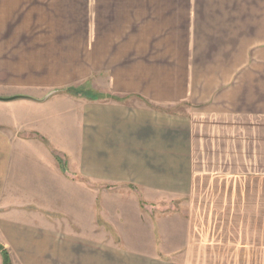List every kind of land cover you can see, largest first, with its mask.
Wrapping results in <instances>:
<instances>
[{"label": "crops", "instance_id": "crops-1", "mask_svg": "<svg viewBox=\"0 0 264 264\" xmlns=\"http://www.w3.org/2000/svg\"><path fill=\"white\" fill-rule=\"evenodd\" d=\"M90 81L113 99L67 92ZM17 96L0 264H264V0H0ZM102 185L109 245L86 228Z\"/></svg>", "mask_w": 264, "mask_h": 264}, {"label": "rangeland", "instance_id": "rangeland-1", "mask_svg": "<svg viewBox=\"0 0 264 264\" xmlns=\"http://www.w3.org/2000/svg\"><path fill=\"white\" fill-rule=\"evenodd\" d=\"M57 22L53 25L56 26ZM103 85L98 83L95 85L93 82L76 84L69 88L67 92L75 94V97L86 100H111L112 95H109L107 91H104ZM101 190V200L96 201V221L92 220V226L87 225L86 228L91 229L90 232H97L98 236L102 239L101 244L109 245L113 244V226L110 222L113 221V187L112 186H95ZM86 201L88 202V196L86 195ZM93 203L92 198L90 199ZM87 213V218L93 217V210ZM87 221V220H86ZM72 230L77 231L78 226L71 225Z\"/></svg>", "mask_w": 264, "mask_h": 264}, {"label": "water", "instance_id": "water-1", "mask_svg": "<svg viewBox=\"0 0 264 264\" xmlns=\"http://www.w3.org/2000/svg\"><path fill=\"white\" fill-rule=\"evenodd\" d=\"M26 97H22V96H17V97H11V98H0V101H12V100H17V99H24Z\"/></svg>", "mask_w": 264, "mask_h": 264}, {"label": "trees", "instance_id": "trees-1", "mask_svg": "<svg viewBox=\"0 0 264 264\" xmlns=\"http://www.w3.org/2000/svg\"><path fill=\"white\" fill-rule=\"evenodd\" d=\"M2 257H3V264H9L7 255L5 253H2Z\"/></svg>", "mask_w": 264, "mask_h": 264}]
</instances>
